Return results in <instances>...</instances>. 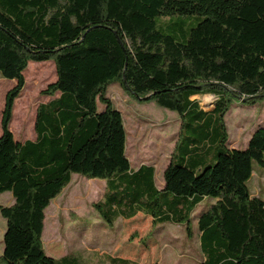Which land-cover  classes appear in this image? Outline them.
<instances>
[{
    "label": "trees",
    "instance_id": "16d2710c",
    "mask_svg": "<svg viewBox=\"0 0 264 264\" xmlns=\"http://www.w3.org/2000/svg\"><path fill=\"white\" fill-rule=\"evenodd\" d=\"M188 17L202 18L188 33L173 23L157 29L160 18ZM263 23L264 0H0V76L16 82L1 123L0 197L9 192L14 203L0 204L7 223L0 264H80L73 255L51 257L42 241L46 210L74 174L105 181L95 208L111 226L142 215L155 228L174 224L191 233L204 207L197 219L202 264H264V200L248 187L254 165L264 167V127L246 149H232L225 122L235 100H264V60L245 56L260 67L256 80L224 68L219 54L234 55L245 31L264 43ZM48 61L57 79L42 92L51 100L37 109L36 139L16 141L10 125L24 73L31 62ZM112 85L181 119L162 188L154 167L135 170L128 158ZM205 95L214 101L194 99Z\"/></svg>",
    "mask_w": 264,
    "mask_h": 264
},
{
    "label": "rangeland",
    "instance_id": "374dc122",
    "mask_svg": "<svg viewBox=\"0 0 264 264\" xmlns=\"http://www.w3.org/2000/svg\"><path fill=\"white\" fill-rule=\"evenodd\" d=\"M201 20L199 17L160 18L157 29L173 23L178 25L179 30L188 33ZM252 36L250 31H245L241 42L235 47L234 55L238 57L237 60L234 55H226L223 52L226 49H222L219 54L224 68L245 71L248 78L257 80L260 67L248 58L253 54L264 60V43L255 41ZM24 75L26 86L15 101L10 125L17 141L36 137L34 128L37 109L39 105L51 100L43 96L42 92L57 79L53 61L31 62ZM15 84L0 76V135L6 94ZM108 96L122 113L127 132V155L133 168L141 165L154 167L157 185L163 186L165 169L182 131L178 113L159 107L153 102L139 101L120 85H112ZM200 99L205 106L214 101L209 95ZM225 122L230 147L246 149L250 135L259 126L264 127V100L257 101L254 105L235 100ZM184 133L186 137L190 136L189 130ZM187 144L186 139L182 142V147ZM254 171L255 176L248 182V187L252 194L260 193V198L264 200V167L254 165ZM104 191L105 181L89 180L77 174L72 176L68 187L46 210L42 241L47 254L58 258L73 255L80 264H108L109 258L127 259L134 264H202L204 257L197 219L204 207L198 208L194 213L191 233L185 226L174 224L155 228L152 219L142 215L133 221L119 219L111 226L102 220L95 208L103 200ZM13 202L9 192L0 197V204L3 206H10ZM209 203L210 199L204 205L208 206ZM6 229V220L0 215V253L4 249ZM149 236L152 238L147 242Z\"/></svg>",
    "mask_w": 264,
    "mask_h": 264
},
{
    "label": "crops",
    "instance_id": "0c3cea01",
    "mask_svg": "<svg viewBox=\"0 0 264 264\" xmlns=\"http://www.w3.org/2000/svg\"><path fill=\"white\" fill-rule=\"evenodd\" d=\"M14 82V81H13ZM16 83V82H15ZM212 99H215L214 97H212V96H210ZM201 98V97H200ZM199 97H196V98H194V99H197L198 101H200L201 102V104H203V102L201 101V99H200ZM204 105V104H203ZM1 134H2V132H1ZM1 136V135H0ZM251 136H252V134L250 135V137H249V139H248V142H247V145H248V143H249V140H250V138H251ZM36 139V137L34 138V139H32V141H34ZM17 141V140H16ZM25 141H27V140H25ZM232 149H237V147H231ZM171 159V158H170ZM142 166V165H141ZM140 167H138V168H136L135 170H138ZM166 170V169H165ZM255 175V174H254ZM258 177V176H257ZM163 186H164V182H163ZM163 186H161V187H159V188H162ZM256 196H260V193L259 194H257ZM14 203V202H13ZM139 216H141V215H138L137 217H135L134 219H131L130 221H133V220H135V219H137ZM145 217V216H144ZM167 225V224H166ZM164 226V225H163ZM5 235V234H4ZM198 236H199V234H198ZM3 252H4V249L2 250V252L0 253V256L3 254ZM48 255H50V254H48ZM51 257H53V258H56V259H59V258H61V257H57V256H53V255H50Z\"/></svg>",
    "mask_w": 264,
    "mask_h": 264
}]
</instances>
